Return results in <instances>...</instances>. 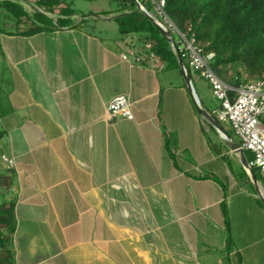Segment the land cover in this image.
Wrapping results in <instances>:
<instances>
[{"label":"crops","instance_id":"crops-1","mask_svg":"<svg viewBox=\"0 0 264 264\" xmlns=\"http://www.w3.org/2000/svg\"><path fill=\"white\" fill-rule=\"evenodd\" d=\"M17 39L3 48L12 79L0 98L16 264L246 263L264 239L246 229L251 206L264 215V175L195 88L231 139L196 112L182 70V84L164 86V65L128 53L132 36L66 27ZM118 95L134 119L108 117Z\"/></svg>","mask_w":264,"mask_h":264},{"label":"trees","instance_id":"trees-1","mask_svg":"<svg viewBox=\"0 0 264 264\" xmlns=\"http://www.w3.org/2000/svg\"><path fill=\"white\" fill-rule=\"evenodd\" d=\"M112 1L117 5L114 19L121 37H143L144 43L139 48L143 50L146 59L161 63L164 70L179 69V58L172 44L138 8L136 0ZM140 1L150 13L168 26L164 16L157 12L154 0ZM165 3L164 12L177 29L185 37L194 38L204 55L214 54L210 65L226 82L239 86L258 79L264 73V0H165ZM0 4L18 23H23L26 27L9 34L31 36L47 30L82 27V22H75L77 11L68 0H37L42 10H36L34 14H30L19 0H2ZM57 9L59 14L54 22L48 13ZM85 20L84 18L82 21ZM169 29L193 77L184 39L178 32ZM244 70L249 78L243 76ZM2 137L3 133L0 132V138ZM247 153L252 161L253 154ZM253 169L256 173L260 172L256 166ZM3 177L6 178L0 175V179ZM3 186L5 185L0 184V187ZM15 206V201L0 203V264H16Z\"/></svg>","mask_w":264,"mask_h":264},{"label":"rangeland","instance_id":"rangeland-1","mask_svg":"<svg viewBox=\"0 0 264 264\" xmlns=\"http://www.w3.org/2000/svg\"><path fill=\"white\" fill-rule=\"evenodd\" d=\"M2 1V0H0ZM27 9L30 14H34L36 10H40L37 0H19ZM69 3L72 4V7L76 9L77 14L74 16L75 22H82L81 29H85L86 31H92L96 34H99L106 40H111L121 36L119 33V27L117 22L115 21L116 9L117 5L112 0H68ZM42 10V9H41ZM107 11V13H104ZM159 11V10H158ZM157 11V12H158ZM59 14V10H55L53 13H48V15L56 22ZM85 21H82L83 19ZM25 23V22H24ZM26 28L23 23H18L16 18L5 8H3L0 4V98L2 100H7V95L9 94V86L6 84V80L8 78L11 80L12 77L10 75L11 71L6 65L4 47L6 46H18V39L15 40L17 34H9L10 32H16L18 29ZM55 30V29H54ZM18 36V35H17ZM9 37H13L10 42ZM135 41V47H141L144 43L143 37L139 35L132 36ZM132 41V40H131ZM13 45V46H12ZM192 70V81L197 89L198 95L201 98V101L204 106H206L211 112H214L215 109H219L221 107V100L218 99L209 85L208 81L197 73V70L191 68ZM243 76L245 78L248 77V73L244 70ZM162 82L164 86H168L169 84H182L184 82V78L181 72V69H168L165 70L161 76ZM4 100V101H5ZM4 104V103H3ZM7 106V102H6ZM197 112V109H196ZM198 113V112H197ZM264 120V118H263ZM1 122V121H0ZM206 134L209 138H211V145L213 144H223L224 140L221 138L220 134L215 132V130H210L211 124L206 121ZM1 129V126H0ZM209 129V130H208ZM237 143H240V139L235 137ZM7 141L0 138V145H4ZM226 144V143H225ZM227 145V144H226ZM250 156V154H249ZM3 163L6 165V162L1 157L0 152V164ZM240 167V166H239ZM257 169V168H256ZM0 170H2L0 168ZM4 170V169H3ZM2 170V172H4ZM245 171V170H244ZM244 173V172H243ZM244 179H247V173L244 176ZM261 179V177H260ZM10 177H3L0 179V184L8 183ZM261 181H263L261 179ZM0 187V203L6 198V191ZM251 190H255V186L251 187ZM3 191V192H2ZM4 193L6 196H4ZM6 202H11L12 199L7 197ZM251 212L249 214L248 226H246L247 230L250 228L252 231L253 239H261L264 237V215L258 210H256L255 206H251ZM248 218V216H246ZM254 252L251 255H246V263L245 264H264V239L260 240L259 246L256 249H253ZM255 253V254H254Z\"/></svg>","mask_w":264,"mask_h":264},{"label":"built area","instance_id":"built-area-1","mask_svg":"<svg viewBox=\"0 0 264 264\" xmlns=\"http://www.w3.org/2000/svg\"><path fill=\"white\" fill-rule=\"evenodd\" d=\"M156 10L162 14L168 27L178 32L184 39V47L189 55V65L200 72L211 86L214 95L221 100V107L217 109L218 118L222 122H229L236 136L240 139L239 148L253 154L251 167H258L264 175V73L258 79L251 80L239 86L232 85L221 78L211 67L210 61L214 54L204 55L202 49L196 45L194 38H187L164 12L165 0H154ZM148 47L150 44L147 45ZM135 62L145 58L139 47L128 52ZM129 54H123L129 59ZM108 117L113 120L119 117L134 119L132 102L127 95H118L107 105ZM9 169L15 167L13 157L2 155Z\"/></svg>","mask_w":264,"mask_h":264},{"label":"water","instance_id":"water-1","mask_svg":"<svg viewBox=\"0 0 264 264\" xmlns=\"http://www.w3.org/2000/svg\"><path fill=\"white\" fill-rule=\"evenodd\" d=\"M136 2H137V5H138V8L142 12H144L157 25V27L161 30V32L166 36V38L172 44L173 49L175 50V52L178 55L180 68H181V70L183 72L184 78L186 80V84H187V86H188V88H189V90L191 92V95H192V98H193V101H194V104H195V107H196L198 113L200 115L204 116L210 122H212L220 130V132H222L230 140L231 137L228 135V133L225 131V129L222 127V125L208 111H206L202 107L200 99H199V97H198V95L196 93V90H195V87H194V84H193V81H192V77H191L190 72L188 70V67H187V65L185 63V60H184L182 54L180 53V51H179V49H178V47H177V45H176V43L174 41L172 32L168 28H166L161 21H159L156 17H154V15L152 13H150L146 9V7L141 3L140 0H136ZM231 145H232V147L234 148V150L237 153H241L242 154V156L244 158V161H245L246 168L252 173L254 178H256V175L253 172L252 167L250 166L249 162L247 161V159L245 157L244 150L239 148V144L238 143H234V144L231 143Z\"/></svg>","mask_w":264,"mask_h":264},{"label":"clouds","instance_id":"clouds-1","mask_svg":"<svg viewBox=\"0 0 264 264\" xmlns=\"http://www.w3.org/2000/svg\"><path fill=\"white\" fill-rule=\"evenodd\" d=\"M154 17H156V16H154ZM159 20V19H158ZM160 21V20H159ZM162 22V21H161ZM163 23V22H162ZM164 24V23H163ZM164 26L166 27V28H168L169 29V27L166 25V24H164ZM170 30V29H169Z\"/></svg>","mask_w":264,"mask_h":264}]
</instances>
